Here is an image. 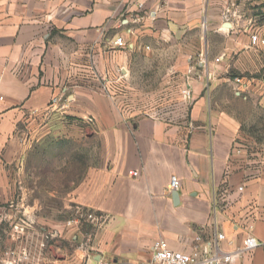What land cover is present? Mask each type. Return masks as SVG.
<instances>
[{
  "label": "crops",
  "instance_id": "obj_1",
  "mask_svg": "<svg viewBox=\"0 0 264 264\" xmlns=\"http://www.w3.org/2000/svg\"><path fill=\"white\" fill-rule=\"evenodd\" d=\"M246 5L264 0H0V209L12 220L0 264H135L158 240L189 252L196 235L215 233L224 235L222 253L254 237L259 245L234 264H264V145L230 105L248 101L264 111V45L250 44L251 33L264 35ZM168 53L166 80L190 88L189 107L160 116L123 110L120 103L133 100L134 71L154 70L149 62ZM67 119L91 129L100 164L62 185V209L105 219L87 234L74 219L34 216L30 228L46 236L30 237L22 257L14 207L32 219L52 213L49 199L57 198L45 186L42 204L37 186L25 184L37 180L26 166ZM65 242L76 246L69 252Z\"/></svg>",
  "mask_w": 264,
  "mask_h": 264
},
{
  "label": "rangeland",
  "instance_id": "obj_2",
  "mask_svg": "<svg viewBox=\"0 0 264 264\" xmlns=\"http://www.w3.org/2000/svg\"><path fill=\"white\" fill-rule=\"evenodd\" d=\"M246 8L251 11V24H260L264 35V5L258 8L257 6L250 5L247 7L246 5ZM163 58L164 61L153 60V62H149L155 67L154 70L151 68L148 72H142L141 70L134 71V77L130 86L133 100L121 102L120 105L123 110L138 111L141 115L155 114L160 116L162 113L171 112L179 108V106L189 107L188 100L183 96V87L174 84L171 80H166L173 77V72L167 69L170 66L168 64L171 63L173 55L169 53L164 54ZM141 75L150 77V79L142 80ZM180 75L183 77L184 73L181 72ZM175 76H178V73ZM224 95L228 99H231L228 92H225ZM248 103V101H236L231 102L230 105L238 111L241 120L245 122L243 126L245 131L254 136L257 144L264 145V111L253 110ZM72 124L73 121L67 119V121L63 122L62 126H54L52 132L42 139L46 142V146L37 151V155L35 156L36 162L33 161L34 163L31 162L26 166L27 173L34 174L37 180L31 183L26 182L25 184L27 186H37L36 196L42 204L45 202V186L56 189L57 198H53V200L49 199L54 209L52 213L41 211L38 215H32V219L19 205L14 207L16 210L14 211V226L17 229L16 234L20 235L22 240V257L29 253L26 241L30 237L45 239L46 236V232L30 228L29 223L33 220L34 216L44 219L53 218L59 221H72L74 219L77 221L80 230L87 234L91 233L105 219V215L99 212L76 207L69 208L68 210L62 209L60 200L62 185L63 187H69V179L75 180L74 183L76 184V182L86 177L88 169L91 166L100 164L98 153L93 150L91 129L87 132L78 128L74 129V127H71ZM81 126L83 125L78 124L76 127L82 128ZM5 212L4 209H0V238L4 235L3 231L8 233L12 228V226H9L12 220H8L7 218H5V221L3 220ZM33 233L35 236H32ZM53 235L54 233L50 232L48 239H53L55 242ZM56 239L58 241V238ZM64 244L69 252L76 246L74 244L70 245L71 243L69 242H65ZM5 253L12 255L14 251L8 249ZM22 264H32V262L27 259Z\"/></svg>",
  "mask_w": 264,
  "mask_h": 264
},
{
  "label": "built area",
  "instance_id": "obj_3",
  "mask_svg": "<svg viewBox=\"0 0 264 264\" xmlns=\"http://www.w3.org/2000/svg\"><path fill=\"white\" fill-rule=\"evenodd\" d=\"M142 8V4L138 5ZM250 44L252 47L257 45H264V39L260 37L257 32H253L250 35ZM114 45L118 48H124L126 42L123 37H116ZM235 84H240L239 78L234 79ZM183 96L186 100H190L191 90L190 88L183 89ZM3 97L0 96V101ZM58 99L53 98L51 105H57ZM129 175L136 177L138 175L135 171H130ZM180 180L172 176L169 183V188L173 192H177L180 189ZM237 192L242 193L243 187H238ZM227 190H221L218 195V201L221 203L225 202V195ZM100 218H102L100 216ZM103 219V218H102ZM102 220L100 224L103 222ZM99 224V225H100ZM224 235L222 233H215L211 238L205 239L200 234L194 237L193 245L189 252H180L171 249L168 243L164 240H158L153 243L151 247L150 258L146 261L135 263V264H234L240 258L242 253H249L255 249L259 244L256 239L252 236L244 238L241 245L233 252L222 253L219 249V243L223 241Z\"/></svg>",
  "mask_w": 264,
  "mask_h": 264
},
{
  "label": "trees",
  "instance_id": "obj_4",
  "mask_svg": "<svg viewBox=\"0 0 264 264\" xmlns=\"http://www.w3.org/2000/svg\"><path fill=\"white\" fill-rule=\"evenodd\" d=\"M261 6H263V5L257 6V8H258V7H261Z\"/></svg>",
  "mask_w": 264,
  "mask_h": 264
}]
</instances>
